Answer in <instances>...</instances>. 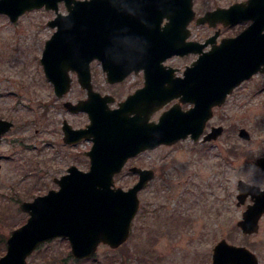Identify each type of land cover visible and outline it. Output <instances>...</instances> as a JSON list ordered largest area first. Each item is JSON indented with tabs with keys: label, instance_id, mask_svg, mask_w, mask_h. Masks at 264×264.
Instances as JSON below:
<instances>
[{
	"label": "water",
	"instance_id": "1",
	"mask_svg": "<svg viewBox=\"0 0 264 264\" xmlns=\"http://www.w3.org/2000/svg\"><path fill=\"white\" fill-rule=\"evenodd\" d=\"M61 2L67 8L65 14L59 13ZM193 6L194 0H0V13L7 14L13 22L36 8L57 12V17L49 22L57 29L46 42L41 61L59 96L71 88L70 73H78L80 83L88 89V98L77 104L68 101L66 106L73 112H88L91 123L87 129H74L67 124V138H71L70 142L83 138L94 141L88 152L92 160L88 171L72 166L66 175L55 180L59 190H50L20 205L21 211L30 217L7 239V252L0 264H29V257L41 244L58 237L69 240L72 254L78 259L93 257L101 244L112 248L123 245L131 235L132 222L140 208L139 192L155 176L153 170L134 167L132 171L140 174L138 182L129 189L116 186L115 176L127 160L189 136L200 140L213 117V107L224 105L227 95L243 81L264 72V0L218 7L197 18L198 24L211 26L218 22L233 25L242 20L252 21L237 37L225 39L205 53L203 49L208 43L187 41L189 24L196 18ZM164 17H171V22L162 29ZM172 39L175 45L169 48ZM190 52L201 55L186 72L185 79L162 78L163 60ZM94 60L101 61L112 83L143 67L147 85L119 108L110 109L108 103L113 98L93 88L90 67ZM199 72H205L208 81L216 82L207 86V90L214 91L212 98L196 99L188 111L174 105L158 122H149L151 112L173 98L181 96L186 101V81L195 79L190 73ZM166 81L171 84L165 86ZM156 90L158 94L154 93ZM139 99L142 102L133 109L136 115L131 116V105ZM10 127L11 122L0 120V138ZM223 132V126L214 127L204 141L217 139ZM239 135L251 139L244 128ZM255 164L264 170V156L257 158ZM238 186L239 204L249 195L253 200L238 225L244 234L255 233L264 214V189L244 180ZM212 264L262 263L246 246L222 239L213 248Z\"/></svg>",
	"mask_w": 264,
	"mask_h": 264
},
{
	"label": "rangeland",
	"instance_id": "2",
	"mask_svg": "<svg viewBox=\"0 0 264 264\" xmlns=\"http://www.w3.org/2000/svg\"><path fill=\"white\" fill-rule=\"evenodd\" d=\"M237 1L243 0H194L196 19L217 6ZM59 11L67 13L64 3ZM56 16L55 11L43 7L25 13L13 24L6 14H0V118L15 123L0 143V258L6 253L11 233L29 218L20 205L57 189L54 179L66 171L78 153L77 149L70 150L72 156L62 147L61 123L67 119L82 124L85 116L70 114L63 102L74 103L85 93L71 73L73 89L58 100L41 63L46 41L56 30L48 20ZM246 25L229 27L222 36L241 31ZM189 29L190 38L201 40L214 32L195 20ZM191 60L175 58L170 63L177 66ZM92 70L97 90L116 94L115 104L131 87L127 83L123 90L116 91L109 86L99 61L93 63ZM167 105L157 111L156 117L169 108ZM211 122L224 127L211 144L182 140L135 160L159 174L139 193L140 208L131 235L117 248L101 244L96 255L84 264H212L213 248L222 239L246 246L264 264V214L255 233L244 234L238 225L253 203L249 195L239 204L238 182L244 180L264 189V171L255 164L264 156V75L238 86ZM242 128L250 133V140L240 137ZM76 161L84 163L80 166L83 170L89 169L84 157ZM136 182L137 176L129 168L115 177V184L124 189ZM41 250L62 256L52 260L38 254ZM64 253L72 254L70 243L57 238L43 244L28 263L64 264ZM72 257L69 264H80L75 260L81 259Z\"/></svg>",
	"mask_w": 264,
	"mask_h": 264
},
{
	"label": "flooded vegetation",
	"instance_id": "3",
	"mask_svg": "<svg viewBox=\"0 0 264 264\" xmlns=\"http://www.w3.org/2000/svg\"><path fill=\"white\" fill-rule=\"evenodd\" d=\"M245 1V0H243ZM238 2V1H237ZM237 2H234V3H237ZM234 3L230 4L229 6H225L224 8H228L230 6H232ZM218 7H221V6H217L216 8ZM215 8V9H216ZM214 9V10H215ZM209 11V10H208ZM207 11V12H208ZM211 11V10H210ZM205 12V14L207 13ZM56 13V12H55ZM135 13H137V11H135ZM173 13V12H172ZM57 15V13H56ZM10 21L13 22L11 20V18L9 17ZM20 20V17L18 19V21L16 22H13L14 23H18ZM53 20V19H52ZM173 20V18H172ZM51 21L48 20V25H49V22ZM196 23H197V19H195ZM171 22V17H164L161 21V28L164 29V27H167V24H169ZM244 23H248V25H250L252 23V21L250 20H242V21H239L238 23L236 24H233V25H225L224 23L222 22H218L215 26H211L209 23H205L203 25H207V26H210V28L214 29V32L211 34V35H208L206 36L203 40L201 39H194V38H189L187 39V41L189 42H195V43H199V44H205V43H208V45H206L203 49V53L205 52H208L210 51L213 47H216V46H219L222 44V42L225 40V39H229V38H235L237 37L241 31L243 29H241V31H236L235 33L233 34H230V35H225V36H222V32L229 28V27H234V26H237V25H240V24H244ZM191 24V23H190ZM198 24V23H197ZM246 25V27L248 26ZM50 26V25H49ZM190 26V25H189ZM52 27V26H51ZM245 27V28H246ZM244 28V29H245ZM191 34V32H190ZM214 36H217L215 38H213ZM173 38V37H172ZM47 42V41H46ZM184 44H186V39H185V42ZM174 45H175V39H172L170 42H169V45L168 47L169 48H174ZM46 47V46H45ZM44 53V51H43ZM201 54L200 53H194V52H190V53H185V54H174L172 56H169L167 57L165 60L162 61V66H161V70H162V73L161 76L162 78H172V79H182V78H186V72H189V68L193 67V63L199 58ZM43 57V55H42ZM186 57H192V60L190 63L188 64H181V65H172L170 63L171 60L175 59V58H186ZM42 60V58H41ZM95 61H98V60H95ZM93 61L92 64H91V74H92V84H93V88L94 90L100 92L99 90H97L96 88V84L94 83V70H92L93 68V63L95 62ZM100 62V61H99ZM42 63V61H41ZM101 67H102V70H103V73H105L104 71V67L103 65L101 64ZM157 67V66H156ZM264 67V66H262ZM71 73H74V75L76 76L77 78V81L75 83H77L82 92L85 93L84 97L82 98H79L77 99L76 102H74L75 104H77L79 101L81 100H85L88 98V89L84 88L82 86V84L80 83L79 81V78H78V73L76 71H73ZM70 73V74H71ZM164 74V75H163ZM189 75V73H188ZM257 75H264V72H258L257 74H255L252 78H254L255 76ZM190 76H192L193 78L195 79H191L190 81L187 80L186 81V101H183L182 100V97L179 96V97H175L173 98L172 100L168 101L165 106H169V108H167L166 110H163L161 115L166 112L167 110H169L171 107H173L174 105H180V107L182 108V110L184 111H188L190 110L191 108L194 107L195 105V100L196 99H201V100H207L209 98H212V94L214 93L213 90H207V86H211L212 84L214 85V83L216 82H213V81H208L207 80V74L205 72H199V73H190ZM72 77V76H71ZM251 78V79H252ZM73 79V82H72V85H71V88L70 90L72 91V86L74 84V78L72 77ZM132 79H134L133 82H130ZM251 79L247 80V81H244L240 86H242L243 84H245L246 82L250 81ZM105 82L109 85V86H114L115 88H117L116 91H121L124 89V87L126 85H128L127 83H130L131 87L130 89H128L127 91L123 92V95L122 97L117 101V104H115V101H116V94H112L110 92H100L104 95H109L113 98V101L109 102L108 103V107L110 109H116V108H119V106L127 101L130 97H132L133 95H135L138 91L144 89L147 85V74H146V70L145 68L143 67H140L139 69L137 70H133L131 71L126 77H124L122 80L118 81V82H109L108 81V77H107V74L105 73V78H104ZM164 82V81H163ZM51 83V82H50ZM171 82L170 81H166L164 83L165 86H168L170 85ZM51 85L53 86V92L55 93L56 97L58 100H63V98L68 95V93L70 92V90L64 95V96H59L56 92V89H55V86L51 83ZM239 86V87H240ZM238 88V87H237ZM234 89L233 92L229 93L226 97V102L227 100L233 95V93L237 90ZM155 94H158V91H154ZM143 99V96L141 97V100ZM139 99V101H136L133 105H131V108H132V114L131 116H134L136 115V112L133 111V109H135L137 107V104L138 103H141V101ZM66 102H63L64 104V107L66 108V110L70 113V114H74V115H78V114H82L85 116V120L82 124H72L70 123L67 119H63L62 123H61V133H60V137L62 139V147H64L65 149L68 150V153H71L70 150H73V149H77L78 153H77V156L76 158L73 160L70 161V163L68 164L67 168H66V171L64 173L61 174L60 177L66 175L68 173V169L72 166H75L77 165L79 168H81L80 166H84V163L82 162H79V161H76V159L79 157V156H82L84 157L86 160H87V165H89L88 168L91 167L92 165V160H91V157L88 155V152L93 148L94 146V141L93 139H88V138H83V139H80L79 141H73V142H70L69 140L71 138H67V133H66V129H65V126L68 124V125H71L72 128L74 129H87L88 126L90 125L91 123V119H90V115L88 112L86 111H76V112H73L71 111L67 106H66ZM223 106V105H222ZM222 106H214L213 107V117L208 121L207 125H206V129H205V132H204V135L203 137L199 140V141H194V139L192 137H189L187 139H185L184 141L186 140H190V141H193V143H200L201 145L202 144H211V142L213 141H210V142H206L204 141V136L209 132V130H212L215 126H218V125H214L211 121L213 120L214 116H216L218 114V112L221 110ZM143 108V107H142ZM145 109L146 111L148 110L146 107L143 108ZM153 110V109H152ZM151 110V111H152ZM157 111L159 110H154L151 112V114L149 115V122H158L159 118L161 115H158V117H156V113ZM0 120H5V121H8V122H11V127L5 132L2 134L1 138H0V143H2L4 137L6 136V133H9L10 131H12L15 127V123L9 119H5V118H0ZM219 125H221L220 123H218ZM61 142V140H60ZM181 142V141H179ZM177 144V143H176ZM175 145V144H174ZM162 147H165V146H169V145H161ZM160 146V147H161ZM173 146V145H171ZM159 147H156L154 149H148V150H145V151H142L140 152L138 155L134 156V157H130L127 162L125 163V166L123 167V170L121 173L119 174H122L124 172V169L125 168H129V171L134 173V176H137V181L139 180L140 178V174L137 173V172H133L132 171V168L134 167H138V168H141V169H148V170H153L154 171V174H155V178L158 176V172L152 167H148V166H145V165H141V163H135V160L136 159H139L140 157H142L143 155H145V153L147 152H152V151H155L157 150ZM234 153V152H233ZM71 155L73 156L74 153H71ZM83 170V168H81ZM118 174V175H119ZM155 178L153 180H151L147 186L145 188L148 187V185L155 180ZM57 178L54 179V181L56 180ZM136 184V183H135ZM144 188V189H145ZM143 190V189H142ZM141 190V191H142Z\"/></svg>",
	"mask_w": 264,
	"mask_h": 264
},
{
	"label": "trees",
	"instance_id": "4",
	"mask_svg": "<svg viewBox=\"0 0 264 264\" xmlns=\"http://www.w3.org/2000/svg\"><path fill=\"white\" fill-rule=\"evenodd\" d=\"M231 152H234V150H231ZM3 244H5V243H3ZM41 248V247H40ZM39 248V249H40ZM38 249V250H39ZM37 250V251H38ZM42 251V250H41ZM38 254H42V256L43 257H45V256H48L49 258H51L52 260H59L60 259V257L62 256L61 254L60 255H56V254H51V255H49V251L48 250H46V251H42V252H40V253H38ZM69 259H73L74 260V258L72 257V254H70V253H64V256H63V258L61 259V261L64 263V264H69ZM90 259V258H89ZM76 262H80V264H84V262L85 261H87V259H82V260H80V261H78V260H75ZM33 264H36V263H33Z\"/></svg>",
	"mask_w": 264,
	"mask_h": 264
}]
</instances>
